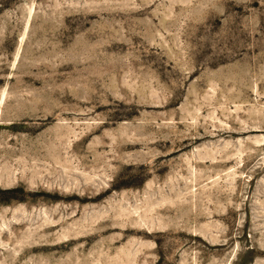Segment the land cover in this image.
I'll return each instance as SVG.
<instances>
[{
	"label": "rangeland",
	"instance_id": "rangeland-1",
	"mask_svg": "<svg viewBox=\"0 0 264 264\" xmlns=\"http://www.w3.org/2000/svg\"><path fill=\"white\" fill-rule=\"evenodd\" d=\"M0 264H264V0H0Z\"/></svg>",
	"mask_w": 264,
	"mask_h": 264
}]
</instances>
